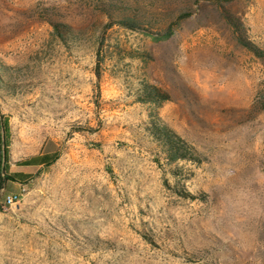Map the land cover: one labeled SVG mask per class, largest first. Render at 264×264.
I'll use <instances>...</instances> for the list:
<instances>
[{"label": "rangeland", "instance_id": "374dc122", "mask_svg": "<svg viewBox=\"0 0 264 264\" xmlns=\"http://www.w3.org/2000/svg\"><path fill=\"white\" fill-rule=\"evenodd\" d=\"M95 2L0 0V264H264V59L239 42L264 50V0H158L154 28L194 10L167 40ZM155 116L199 162L168 164Z\"/></svg>", "mask_w": 264, "mask_h": 264}, {"label": "trees", "instance_id": "16d2710c", "mask_svg": "<svg viewBox=\"0 0 264 264\" xmlns=\"http://www.w3.org/2000/svg\"><path fill=\"white\" fill-rule=\"evenodd\" d=\"M95 1L94 8L96 11L108 20L105 24L107 29L119 26L131 31L145 32L151 36L158 35V39L164 40L169 39L174 34L176 27H178L185 19L191 17L194 11L191 6L190 8H181L178 10L173 23H160L154 28L150 18L154 13L159 14L162 12L159 8H155L154 6L158 0ZM229 21L231 25L237 27V22H233L231 19H229ZM53 27V34L57 35L61 41H64L65 43L69 42V40H72L73 42L78 41L79 34H77L71 26L54 24ZM239 42L253 52L258 58L264 59V50L259 49L257 46L240 36ZM6 70V66L0 65V83H2L4 75H6ZM141 90V102L155 103L167 99V96H164L159 88L152 86L151 84H143ZM147 129L151 138L163 149L169 165L180 160L200 161L196 150L178 136L159 116L151 118V123ZM0 130H3L4 133L5 170H7L9 164L8 147L10 144V127L8 119L2 118L1 113ZM0 176H2V168H0ZM2 188L3 186L0 184V191Z\"/></svg>", "mask_w": 264, "mask_h": 264}, {"label": "built area", "instance_id": "2783aa9c", "mask_svg": "<svg viewBox=\"0 0 264 264\" xmlns=\"http://www.w3.org/2000/svg\"><path fill=\"white\" fill-rule=\"evenodd\" d=\"M25 193H26V188L23 187L20 193L10 194L6 196L5 205L13 206L17 204L22 199V197L25 195Z\"/></svg>", "mask_w": 264, "mask_h": 264}, {"label": "water", "instance_id": "95a60500", "mask_svg": "<svg viewBox=\"0 0 264 264\" xmlns=\"http://www.w3.org/2000/svg\"><path fill=\"white\" fill-rule=\"evenodd\" d=\"M2 153H3V160H2V165L4 166L5 163H6V160H5V145H3V150H2Z\"/></svg>", "mask_w": 264, "mask_h": 264}]
</instances>
